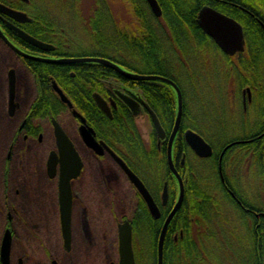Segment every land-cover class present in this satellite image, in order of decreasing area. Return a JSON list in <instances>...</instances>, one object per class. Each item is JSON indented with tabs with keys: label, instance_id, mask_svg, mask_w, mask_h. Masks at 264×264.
<instances>
[{
	"label": "flooded vegetation",
	"instance_id": "obj_1",
	"mask_svg": "<svg viewBox=\"0 0 264 264\" xmlns=\"http://www.w3.org/2000/svg\"><path fill=\"white\" fill-rule=\"evenodd\" d=\"M157 1L161 16L155 15L148 2L149 9L145 14L152 15L164 26L161 19L163 8ZM188 4L194 8V15L196 0H188ZM260 5L259 0H202L200 8H197L196 23L214 50L211 51L207 68L210 73L205 76L206 82L198 83L196 70H189L192 81L187 126L182 129L183 101V117L172 144V160L184 185L189 180L193 191L196 192L195 189L200 186L204 188L208 222L213 225L212 230L223 236L212 249L218 253L208 261L209 264H264V17L261 16L264 9H260ZM2 6L24 14L25 18L15 19L4 12ZM206 6L241 25L242 51L234 54L225 52L203 30L198 20L200 11ZM116 10L114 3L96 4L89 0L67 3L0 0V264H3L1 251L7 232L11 235L9 264H99L100 261L119 264L118 228L125 221L132 226L136 264H152L155 256L158 261L159 236L180 192L178 179L171 171L168 160L169 140L174 127L171 132L163 127L159 113L150 101V93L143 87L132 86L116 78L106 79L105 75L94 77L96 74L91 72L93 81L81 83L91 101L75 100L67 91L70 85L62 84L60 78L64 77L67 83H72L81 72L78 69L80 65L94 67L100 63H55L65 58H104L97 55L100 35L95 33V29L98 24L110 23L120 16ZM125 10L127 14L131 12L128 7ZM13 27L46 44V47L28 42ZM189 38L194 39L195 35ZM78 50L85 51L84 55L71 53ZM230 77L232 81H229ZM12 79L15 83L13 98ZM140 81H159L176 96L175 89L167 82ZM54 83L72 106L62 100ZM208 88L224 103L228 97L229 128L223 129L213 120L211 113H207L211 111L207 103L200 100L203 89L206 96L211 94H208ZM96 94L107 102L110 113L99 106ZM120 94L138 102L136 114ZM175 107L176 122L177 97ZM150 109L158 117L166 133L165 139L159 138ZM202 112H205L203 116ZM145 117L151 121L149 133L137 123ZM127 118L133 120L137 138L124 136L115 140L101 129L109 121L120 122ZM56 123L70 138L81 164L79 174L70 181V249L62 234L60 182L63 158ZM84 129L93 130V139ZM188 130L199 134L211 146V155L203 157L196 153L185 139ZM181 134L187 148L178 142ZM133 139L137 141L131 148L130 140ZM116 144L120 148H116ZM165 145L176 195H171V184L162 180ZM116 157L144 183L159 209L160 217L153 216L144 197ZM166 184L169 196L165 200ZM186 197L185 191L183 203L172 222L185 207ZM112 202L124 205L125 209L116 206L117 210H109ZM118 216L124 218L116 223V251L112 249V234H108L107 230L101 231L99 224L102 221L105 226V218ZM149 218L152 222H147ZM139 225L143 231L138 238ZM155 225L160 227L157 239L154 236ZM241 229L248 236L240 240L238 246L241 253L237 255V243L229 238L234 239ZM22 234H27V238L20 237ZM182 235V227H176L173 246L178 245Z\"/></svg>",
	"mask_w": 264,
	"mask_h": 264
},
{
	"label": "trees",
	"instance_id": "obj_2",
	"mask_svg": "<svg viewBox=\"0 0 264 264\" xmlns=\"http://www.w3.org/2000/svg\"><path fill=\"white\" fill-rule=\"evenodd\" d=\"M89 1L96 4L110 2L116 4L115 2L120 1L131 9V12H128L130 20H123L121 16H117L116 19L110 21V23L105 21L104 23L98 24V28L95 29V33L100 35L97 43L98 46L96 47L97 55L133 73L157 75L173 79L179 85L183 95L185 113L182 129H184L187 126L188 102L191 93L190 84L192 78L191 74L189 75V70H196V81L198 83L201 84L202 82H206L205 76H208L210 73L207 68L210 64L211 51L214 50V46L204 38V34L201 29H199L195 20L197 8H200L202 0H196V12L194 15V8L189 6L188 0H159L163 8V16L161 19L165 23L164 26L152 15L151 17L145 14V11L149 9L146 0ZM53 2L67 3L77 2V0H53ZM259 2L261 3L259 6L261 7L260 9H264L262 6L264 5V0H259ZM261 16L264 17L262 14ZM110 33L112 37L111 35L109 37ZM192 34L195 35L194 39L189 38ZM71 53L84 55L83 53H85V51L78 50ZM48 69H50V71L52 70L51 67ZM78 69H80L81 72L72 83H67L64 77H61L59 80L62 84L70 85V87H67V91L75 100L89 99L91 101L85 89L86 87L83 88L81 86V83L93 81V76L90 74L91 72L96 74L94 77H102L105 75L106 79L111 77L116 78L122 82L132 84V86L143 87L150 93V101L159 113L163 127L168 130V132L172 131L175 122L174 110L176 108V96L166 85L159 83V81L156 83L131 80L123 77L116 70L103 64H97L94 65V67L80 65ZM250 73L251 72H249V74ZM231 77L229 81H232ZM156 94L158 96H156ZM123 115L127 114L123 113ZM101 121L105 122L104 119H101ZM101 129L106 135L112 136L115 140L124 136L136 137V128L133 120H129L128 118L126 121L120 122H116L115 120L109 121L103 125ZM130 141L132 143L131 148H134L137 140L135 141L133 139ZM178 142L187 148L183 134L178 136ZM183 146L180 145L182 148ZM115 147L120 148L118 144H116ZM161 170L163 182L168 181L171 185L175 186L174 178L167 165L166 145L164 146V160ZM193 189L191 182L188 180L185 185L187 195L185 207L182 208L177 218L171 223L165 237L163 264H209L208 261L214 259L215 254L218 253H215L212 249L216 247V244L221 242L223 236L212 230L211 227L213 225H210L208 222L209 218H207L206 204L204 202L206 196L203 190L204 188L202 186L197 187L195 189L196 192L193 191ZM123 202L125 201L123 200ZM116 206H122L121 210L125 209L124 205L118 202H112L108 209L117 210L118 207ZM122 218L124 217L105 218L106 225L104 226L102 221L99 224V229L101 231L107 230L108 234H112L114 238L112 249L116 251V223ZM147 222H152V220L149 218ZM176 227H178V229L182 227L183 235L179 238L178 245L173 246V236ZM153 228L156 230L154 236L157 239L160 227L157 228L155 225ZM142 229V226L139 225L140 233L137 234L138 238L141 236ZM27 236V234H22L20 237L26 239ZM229 239L234 242L236 240ZM211 245L213 247H210ZM101 254L102 250L99 252V255ZM99 264L104 263L100 261ZM152 264H157L156 256Z\"/></svg>",
	"mask_w": 264,
	"mask_h": 264
},
{
	"label": "water",
	"instance_id": "obj_3",
	"mask_svg": "<svg viewBox=\"0 0 264 264\" xmlns=\"http://www.w3.org/2000/svg\"><path fill=\"white\" fill-rule=\"evenodd\" d=\"M149 5L151 6L153 12L157 17H160L162 14L160 5L157 0H147ZM3 11L14 17L15 19H23L25 18V15L13 11L11 9H8L4 6H2ZM199 25L203 28V30L211 35L214 40L219 44V46L227 53L234 54L236 51H242L244 48V41H243V31L240 24H238L234 19L221 14L220 12L210 8V7H204L199 14ZM16 32L23 37L28 42L34 43L35 45H38L42 48L46 47V44L32 38L27 33L13 27ZM16 49V48H15ZM17 50V49H16ZM82 62H95L100 63L105 66L111 67L118 71L123 76L134 79V80H161L164 82L169 83L176 91V97H177V103H178V114L176 117L175 126L173 129V132L171 134L170 140H169V151H168V160L169 165L171 168V171L176 176L179 182V198L177 203L175 204L174 209L166 219L164 226L162 228V231L159 236L158 240V263L157 264H163L164 262V242L165 237L168 231V228L170 227V224L179 211L184 195H185V185L183 182V179L177 169L174 166L173 160H172V144L174 141V138L176 134L178 133L182 117H183V95L180 90V88L177 86L175 82L170 80L169 78L162 77V76H153V75H141L138 73H133L130 71H127L123 69L118 64L105 59V58H65L56 60L55 63H82ZM54 86L58 93L60 94L62 100L66 103H68L70 106H72V103L70 100L66 97V95L63 93V91L58 87L56 83H54ZM14 87L15 83L14 80H11V92H12V98L14 93ZM121 98L124 100L125 103L136 114L137 113V106L138 102L133 100L127 95L120 94ZM96 100L101 108H103L105 111L110 113L109 108L107 106V102L99 95H95ZM153 122L156 128V131L158 133L159 138L165 139L166 133L156 116V114L150 109ZM74 114L77 116H80V114L77 111H74ZM88 130V131H87ZM84 131L87 133V135L91 138L93 130L92 129H84ZM56 134L59 141V147L61 149V155H62V176H61V182H60V207H61V223H62V234L65 240V244L70 249L71 239H72V193H71V187H70V181L71 179L77 177V175L80 172L81 164H80V158L78 153L76 152L73 143L71 142L68 135L65 133V131L59 126V124L56 123ZM93 139V137L91 138ZM185 139L187 143L196 151L197 154L200 156L206 157L211 155L212 148L211 146L197 133H195L192 130H188L185 133ZM92 144V142H90ZM119 163L122 165L123 169L126 171L127 175L129 176L132 183L137 187V189L140 191L142 196L144 197L145 201L147 202L149 209L154 217L158 218L160 217L159 209L157 208V205L149 192V190L146 188L144 183L141 181V179L127 167V165L120 160L118 157H116ZM164 199L166 200L169 196L168 193V186L167 184L164 187ZM118 234H119V264H136L134 251H133V244H132V226L128 221H125L123 224L119 225L118 228ZM10 250H11V235L9 232H7L4 236L3 243H2V261L3 264H9L10 263Z\"/></svg>",
	"mask_w": 264,
	"mask_h": 264
},
{
	"label": "rangeland",
	"instance_id": "obj_4",
	"mask_svg": "<svg viewBox=\"0 0 264 264\" xmlns=\"http://www.w3.org/2000/svg\"><path fill=\"white\" fill-rule=\"evenodd\" d=\"M116 3V11L117 13L121 16V18L123 20H130V17L128 16V14L126 13V10L125 8H127L128 6L126 4H123L122 2L120 1H117L115 2ZM132 15V13H131ZM133 16V15H132ZM134 17V16H133ZM211 81V80H209ZM224 82V81H223ZM203 84V83H202ZM209 89V88H208ZM203 92L201 93L202 94V97L200 98V100L204 101L203 103H207L208 105V110L210 109L211 111H207V113H211V116L213 118V120L217 121V123L222 126V128L224 129L225 127L229 128V126L231 125L230 124V120H231V117H230V114H229V108H228V102H229V99L227 97V102L224 103L223 101H220L219 100V97H215V94L214 92L211 93L210 89H209V93L210 94L209 96H206L205 94V90L203 89L202 90ZM217 98V99H216ZM223 102V103H222ZM198 108L200 110L203 109V107L201 106H198ZM203 114H205V112H202L201 113V116H203ZM206 116V115H205ZM138 126L142 129V130H145L147 133H149V131L151 130V121L149 120L148 117H145V118H140L138 120ZM225 140V138L223 139ZM178 188V187H177ZM175 187L173 185H171L170 187V192H171V195L172 193L176 195L175 193ZM178 194V193H177ZM239 226H241V223L239 222L238 223ZM248 234L246 233V231L244 229H241L236 237H234L235 242L237 243L236 245V251L235 253H238L240 254V250H241V247H239L238 245L241 243L240 240H245L247 238ZM244 242V241H243ZM83 264V263H81Z\"/></svg>",
	"mask_w": 264,
	"mask_h": 264
}]
</instances>
